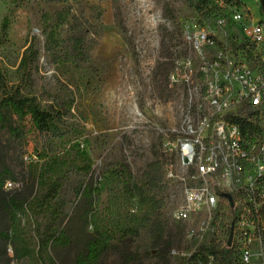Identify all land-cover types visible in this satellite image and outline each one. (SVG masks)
Returning <instances> with one entry per match:
<instances>
[{"label": "rangeland", "instance_id": "1", "mask_svg": "<svg viewBox=\"0 0 264 264\" xmlns=\"http://www.w3.org/2000/svg\"><path fill=\"white\" fill-rule=\"evenodd\" d=\"M242 1L254 20H264L261 0ZM65 6L87 21L90 49L86 62L74 61L71 45L64 40L67 26L58 25L57 13ZM195 14L191 0H0V66L9 83L19 82V63L32 44L39 51L33 67L34 94L43 104L64 102L69 110L61 138L39 134L30 123L21 139L0 128V169H7L15 178L5 182L0 198L26 189L35 174L45 182L61 184L58 199L66 202L64 212L70 214L79 199L77 187L89 179L91 171L99 187L96 218L111 234L110 243H121L126 226L132 223L131 214L141 218L152 211L146 204L133 210L124 195L127 179L114 170L128 164L134 176L131 183L136 182L159 153L165 183L160 194L163 217L175 230L177 224L169 212L176 207L180 193L167 174L178 168L173 130L179 123L185 94L183 86L171 83L169 75L175 55L184 57L187 47L182 24ZM49 32L61 40L52 53L47 50ZM159 61L164 62L166 77L156 83ZM8 181L15 185L7 186ZM36 204L34 200L17 210L12 224L0 210V232L9 228L21 238L6 246L0 244V264H40L36 234L51 217L50 211L40 213ZM183 226L184 236L174 247L193 249L201 243L189 241L188 232L196 224ZM151 245L149 228H144L131 248L144 252ZM25 251L29 256L16 257ZM114 259L108 257L106 264H113ZM171 262L178 264V257H171ZM146 264L157 263L149 258ZM249 264H264L254 243Z\"/></svg>", "mask_w": 264, "mask_h": 264}, {"label": "built area", "instance_id": "2", "mask_svg": "<svg viewBox=\"0 0 264 264\" xmlns=\"http://www.w3.org/2000/svg\"><path fill=\"white\" fill-rule=\"evenodd\" d=\"M182 30L188 51L169 75L185 94L173 130L178 168L167 174L180 199L169 218L195 223L189 241L201 243L173 248L171 257L190 264L197 248L215 240L222 247L240 244L245 264L254 243L264 260V135H246L235 122L250 110L264 114V20H254L243 3L208 17L195 14Z\"/></svg>", "mask_w": 264, "mask_h": 264}, {"label": "trees", "instance_id": "3", "mask_svg": "<svg viewBox=\"0 0 264 264\" xmlns=\"http://www.w3.org/2000/svg\"><path fill=\"white\" fill-rule=\"evenodd\" d=\"M242 4V0H191L194 11L203 17ZM57 15L58 25L67 26V38L64 40L71 45V51L75 55L74 61H88L90 48L87 44V21L73 14L71 6H65ZM6 25L4 23L5 35ZM46 40L47 50L51 53L61 42L59 36L53 32L47 34ZM187 51L186 47L184 55ZM178 54L172 60L173 68L175 60L180 57ZM38 58L39 51L32 44L24 50L18 66V72L22 76L17 84L9 83L6 72L0 66V128L6 129L16 139H21L27 123H30L33 130L39 134L51 138H61L65 134L62 126L69 111L66 104L64 102L43 104L32 90L33 67ZM165 77L164 62L159 61L154 80L157 83ZM248 113L250 115L248 118H237L235 122L239 123L244 134L263 136L264 114L260 115L255 110ZM159 156L161 155L157 153L133 183H131L133 171L128 164L114 170L122 179H127L124 182V195L131 201L133 210H139L141 205L146 204L152 211L141 218L137 213L131 214L132 223L126 226L121 243H110L111 234L101 227L96 218L95 204L99 200V187L98 180H94L91 171L87 174L89 179L77 187L76 195L79 199L70 214L64 212L66 202L58 199L61 184L45 182L35 174L31 178V184L26 183V189L14 190L7 193L5 198H0L1 213L8 217L12 224L15 212L34 200L40 213L50 211L49 222L39 228L36 234L38 245L36 257L40 264H106L110 256L115 257L113 264H146L149 258H154L157 264H172L170 253L175 244L181 242L184 226L177 224L174 230L163 217L164 201L160 194L165 183L163 164ZM8 179L15 178L7 169H0V191ZM144 228H149L152 245L144 252L132 250V242ZM128 234L130 237H127ZM17 240L20 241L21 238L13 230L9 228L1 230L0 244L6 246ZM241 249L240 244L232 242L230 246L222 247L214 240L209 245L197 248L190 258V264H245L241 261ZM27 256H29L27 251L16 254L20 259Z\"/></svg>", "mask_w": 264, "mask_h": 264}, {"label": "water", "instance_id": "4", "mask_svg": "<svg viewBox=\"0 0 264 264\" xmlns=\"http://www.w3.org/2000/svg\"><path fill=\"white\" fill-rule=\"evenodd\" d=\"M261 4H262L263 12H264V0H261Z\"/></svg>", "mask_w": 264, "mask_h": 264}]
</instances>
